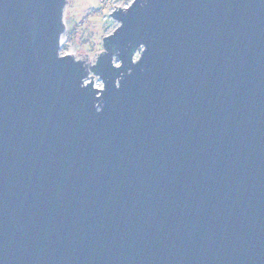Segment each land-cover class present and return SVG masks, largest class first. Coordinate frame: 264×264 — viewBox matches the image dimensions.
Masks as SVG:
<instances>
[{"label": "water", "instance_id": "1", "mask_svg": "<svg viewBox=\"0 0 264 264\" xmlns=\"http://www.w3.org/2000/svg\"><path fill=\"white\" fill-rule=\"evenodd\" d=\"M66 3L0 0V264H264V0H134L92 64Z\"/></svg>", "mask_w": 264, "mask_h": 264}, {"label": "rangeland", "instance_id": "2", "mask_svg": "<svg viewBox=\"0 0 264 264\" xmlns=\"http://www.w3.org/2000/svg\"><path fill=\"white\" fill-rule=\"evenodd\" d=\"M133 1L67 0L64 8L65 31L61 37L60 53L71 54L75 59H87V63H94L98 55L104 51L103 38L119 25L110 13L116 7H126ZM115 62L119 64L116 58ZM91 76L94 75L90 73L89 81L92 79Z\"/></svg>", "mask_w": 264, "mask_h": 264}, {"label": "built area", "instance_id": "3", "mask_svg": "<svg viewBox=\"0 0 264 264\" xmlns=\"http://www.w3.org/2000/svg\"><path fill=\"white\" fill-rule=\"evenodd\" d=\"M89 82V79L88 78H86L85 79V83H88ZM93 83H94V86L95 87H99V86H102L103 87V81L100 79V78H97V79H94L93 78Z\"/></svg>", "mask_w": 264, "mask_h": 264}, {"label": "bare ground", "instance_id": "4", "mask_svg": "<svg viewBox=\"0 0 264 264\" xmlns=\"http://www.w3.org/2000/svg\"><path fill=\"white\" fill-rule=\"evenodd\" d=\"M62 43V42H61ZM71 55V54H70Z\"/></svg>", "mask_w": 264, "mask_h": 264}]
</instances>
